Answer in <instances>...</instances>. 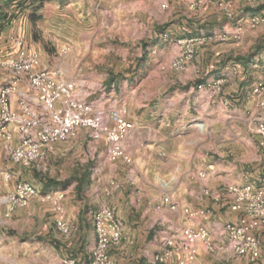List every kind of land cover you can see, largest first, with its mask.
I'll list each match as a JSON object with an SVG mask.
<instances>
[{"label":"crops","instance_id":"crops-1","mask_svg":"<svg viewBox=\"0 0 264 264\" xmlns=\"http://www.w3.org/2000/svg\"><path fill=\"white\" fill-rule=\"evenodd\" d=\"M5 1H10V4L0 10V17L7 14L11 19L6 22L3 20L5 23L0 25V59L17 54L18 47L11 40L12 35L21 36L26 41L27 17L29 18L32 12L29 4L37 0H0V5ZM61 1L63 2L44 0L38 14L46 3L57 4ZM71 1L76 4L81 0ZM82 1L87 5L101 4L105 11L96 10L99 21L103 16H109L107 25H112V31L120 33L122 38L134 39L140 45L150 38L148 42L152 41L154 48L159 45L156 27L171 19L170 14L164 17L159 12L158 5L162 2L161 6L165 8V1L172 0ZM262 6L264 5L259 9L262 10ZM236 7L238 9V6ZM246 7L238 9L236 19L226 21L222 25L214 10V4L207 3L201 17L208 26L211 24L209 27H198L191 18L188 19L191 16H184L185 12H175L174 18L177 17L179 21L189 25L178 26L176 35L179 37L196 36L200 33L206 35L205 29L208 33H214L216 38L229 31L232 38L215 45L211 44L210 40L207 44L203 43L204 45L198 47L200 49H197V55L188 70L173 79L167 75L161 85L157 84V74L147 73L146 77L140 78L132 88L130 96L133 99L124 101L128 108L127 119L134 123L126 141L129 144L126 145L127 152L136 162L140 175L136 187L138 191L134 195L124 193L120 198L127 204L128 197L132 196L130 201L140 197L139 206L132 214L138 219L144 218L146 224L142 226L138 224L140 220L132 221V224H138L133 240L139 242L141 238L145 239L154 253L162 249L166 238L191 225H207L214 240L222 244L225 240L224 225L227 222H236L240 217V212L234 208V197L227 191L228 185L260 186L264 180V149L260 146L257 131V121L261 116L264 117V111L258 106L261 94L254 91L257 83L264 80V29L251 30V17L262 14L253 9L255 6ZM235 33H241L242 37L234 38ZM26 44L29 49L38 50L27 41ZM40 54L42 66L58 67L57 64L51 65L49 60H45L47 55L41 52ZM227 69L230 71L225 74ZM218 70H221V73ZM12 78L10 71L0 67V86ZM217 88H221V91ZM28 97H32L35 106H40L36 93L22 81L12 96L13 107L18 109L19 102ZM183 98L184 103L181 104ZM223 100H227L228 104L225 105ZM5 158L7 156L0 141V159ZM12 163V190L17 182L15 178L20 175L23 180H26V177L29 179L26 181L36 186L32 182L35 179L29 167ZM202 171L206 172V177L199 175ZM77 184L75 182L73 186L74 196L86 201L88 188L78 194ZM94 187L93 189L98 188L104 192L107 189L106 185ZM206 190H210L212 195H205ZM164 196H170L172 201L177 202L180 210L173 211L165 205ZM113 204V210L121 208L118 200ZM101 206L91 211L88 221L85 212L91 208L85 204L87 209H79L76 218L77 231L82 240H94L95 245L93 214ZM2 207L5 211V207ZM29 208L18 209L13 217L19 218ZM183 208L195 212L202 211L204 214L191 218L182 211ZM119 214L121 215L120 211ZM119 214L117 216L123 222V216L119 217ZM258 234L262 241V252L257 261H251L248 256H235L231 260L224 257L225 264H264V230ZM206 252L207 250L201 247L196 261ZM196 261L188 262L183 256L176 255L168 263L195 264ZM148 263L149 260L144 256L135 259V264Z\"/></svg>","mask_w":264,"mask_h":264},{"label":"rangeland","instance_id":"rangeland-1","mask_svg":"<svg viewBox=\"0 0 264 264\" xmlns=\"http://www.w3.org/2000/svg\"><path fill=\"white\" fill-rule=\"evenodd\" d=\"M165 2L167 3L165 8L161 6L162 2H159V12L164 17L170 14L172 20L156 27L159 34L157 39L159 45L155 48L152 46V41L148 42L150 38L146 39L148 40L146 42L143 41L142 45L134 39L122 38L120 33L112 31V25H107L109 16H103L106 20L99 21L96 10L105 11L101 4L87 5L82 0L76 4H72L71 0H63L57 4L56 2L46 3L41 13L39 12L40 19H38L37 9L34 21L27 17L26 41L39 52L47 55L45 60H49V64H57L68 78H75L78 84V96L96 111L107 116L112 109L120 105L127 107L124 101L129 102L133 99L130 96L132 88L140 78L146 77L147 73L157 74V84L161 85L163 78L167 75L173 79L184 74L194 61L195 58L183 71H177L171 67L177 54L176 41L183 38L176 35V29L178 26H189L179 21L177 17L174 18L175 12H180V14L185 12L184 16H191L188 19L191 18L190 20H193L198 27H207L208 23L201 17L207 3L214 4V10L222 25L226 21L236 19L235 14L238 9L247 8L248 5H245L246 3L244 4L242 0H172ZM226 6H230L233 11V18L226 16ZM260 6L256 5L253 9L264 16L262 12L264 8L262 7L261 10ZM263 29L264 23L255 28L251 27V30L257 31ZM165 32L171 35L172 40L163 39L162 34ZM204 33L205 36L212 37L207 40H210L211 44L222 42L220 39L216 40L214 33H208L205 29ZM201 35L203 34L196 36ZM145 44L147 46L144 47ZM221 70L218 71L221 73ZM229 71L225 70V74ZM183 103L184 98L181 104ZM0 160L1 197L12 190L10 188L11 179L6 180L5 174H11L10 170L14 164L8 157ZM26 167L30 168L32 177L35 179L32 182L36 184L39 194L30 201L29 205L23 207L24 209L30 208L19 218H14L13 215L20 208L10 218H6L3 205L0 204V264H68L66 261L73 259L74 264H87L95 244L94 240L86 242L80 237L76 224L78 211L82 210L85 204L90 207L91 209L88 208L85 212L89 221L91 211L101 205H108L112 208L116 200L119 201L122 210L120 208L114 211L116 214L120 211L123 216L124 235L120 243L110 252L115 263L135 264V259L144 256L146 260H149L148 264H172L153 263L155 253L150 249L151 247H148V242L143 238L139 242L133 240L135 227H138V224L142 226L146 224L144 218L138 219L132 214V211L139 206L140 197L135 201H130L132 196H127L129 198L127 204L122 202L120 197L124 193L134 195L138 191L136 187L140 174L134 160L131 165L122 161L110 162L107 158V145L103 137H97L90 130H83L77 137L57 143L40 167ZM88 172H90V177L86 179ZM24 179L29 180L26 177ZM18 180H23L21 175L15 178V181ZM82 180H88V184L84 185L88 188H86V201L74 196L75 193H73L75 182H82ZM99 185L107 186L105 192L98 188L93 189L94 186ZM59 190L66 193L63 201V214L57 212L51 200L44 198L48 193H55ZM87 207H84V210ZM60 215H63L71 224L73 230L70 235L62 234L56 226V218ZM121 215L119 214V217ZM133 220L140 221L138 224H132ZM217 244L220 245V243ZM224 257L231 260L235 256H229L220 250L207 251L195 264H225Z\"/></svg>","mask_w":264,"mask_h":264},{"label":"built area","instance_id":"built-area-1","mask_svg":"<svg viewBox=\"0 0 264 264\" xmlns=\"http://www.w3.org/2000/svg\"><path fill=\"white\" fill-rule=\"evenodd\" d=\"M242 1L252 6L264 4V0ZM225 14L228 18H233L230 6L225 7ZM263 23V15L251 17L253 28ZM231 36L232 33L226 31L217 40H229ZM162 37L166 41L172 40L171 35L166 32ZM233 37L240 39L241 33H235ZM207 39V36L201 35L175 40L178 48L171 67L177 71L186 70L195 58L198 47ZM11 40L18 47L17 54L0 59V67L13 74L11 80L0 86V141L6 156L16 164L40 167L57 143L73 139L83 130H90L97 137L104 138L110 162L133 164V158L127 152L126 141L134 123L127 119V107L120 105L104 116L78 96L75 78H68L59 67L42 66L40 52L29 49L23 37L12 35ZM22 81L36 93L39 107L34 105L32 97L20 101L18 109L13 107L12 96ZM254 91L261 94L258 106L264 111V80L257 83ZM223 103L227 105L228 101L223 100ZM257 131L260 146L264 149L263 116L257 121ZM199 175L207 176L204 171ZM5 179L10 180L11 174H5ZM112 184L114 185L113 182ZM227 191L233 195L234 208L240 212V217L236 222L224 225L225 240L222 244H217L207 225L187 226L164 240L162 249L154 254L152 262L168 263L176 255L194 262L201 247L212 252L220 250L229 256H248L251 261H257L262 252L258 232L264 230V180L260 186L230 184ZM38 194L39 190L34 184L18 180L13 190L0 197V204L5 207V217L10 218L18 208L29 205ZM65 195V191L59 190L48 193L44 198L51 200L57 212L63 214ZM205 195H212V192L206 190ZM163 203L173 211L180 210L179 204L172 201L170 196H164ZM182 211L191 218L204 214L202 211H190L189 208H183ZM56 226L64 235H70L73 230L63 215L56 218ZM93 226L96 245L87 264H116L110 252L123 238V222L110 206L102 205L93 214ZM66 262L74 264L75 260Z\"/></svg>","mask_w":264,"mask_h":264},{"label":"trees","instance_id":"trees-1","mask_svg":"<svg viewBox=\"0 0 264 264\" xmlns=\"http://www.w3.org/2000/svg\"><path fill=\"white\" fill-rule=\"evenodd\" d=\"M10 4V1H5V3L3 4V5H0V10L3 8V7H7L8 5ZM30 5V7H32V12L29 14V18H31L32 19V21H34V18H35V12L37 11V9L39 10L43 5H44V0H40L39 2H38V0L37 1H35V2H33V3H31V4H29ZM264 5V4H263ZM262 7H264V6H262ZM41 18V16H40V14H38V19H40ZM10 19L11 18H9V17H7V14H5V15H1V17H0V25H2L3 23H5L6 21H10ZM5 21V22H2V21ZM160 29V28H159ZM252 55V54H251ZM239 59H244V57H239ZM90 175V172H88L87 173V177H86V179H89V176ZM86 184H88V180H82V182H78V184H77V186H76V190H77V193L79 194H81V192L84 190V185H86Z\"/></svg>","mask_w":264,"mask_h":264}]
</instances>
